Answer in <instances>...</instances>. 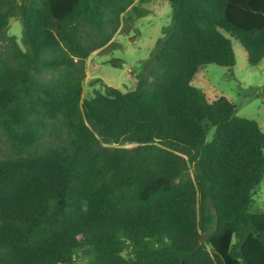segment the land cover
Segmentation results:
<instances>
[{
  "label": "trees",
  "instance_id": "1",
  "mask_svg": "<svg viewBox=\"0 0 264 264\" xmlns=\"http://www.w3.org/2000/svg\"><path fill=\"white\" fill-rule=\"evenodd\" d=\"M169 4L134 89L97 78L81 101L84 59L127 10L147 13L134 0H0V264H264V131L192 84L203 65L234 64L229 37L251 66L264 58V0Z\"/></svg>",
  "mask_w": 264,
  "mask_h": 264
},
{
  "label": "rangeland",
  "instance_id": "2",
  "mask_svg": "<svg viewBox=\"0 0 264 264\" xmlns=\"http://www.w3.org/2000/svg\"><path fill=\"white\" fill-rule=\"evenodd\" d=\"M134 5L147 14L138 17L133 10H127L121 16L120 26L112 38L113 43L93 51L84 59L85 78L82 81L81 101L90 98L95 89H102L97 78L122 92L134 89L135 74L140 69L139 61L150 56L157 39L162 36V28L170 23L171 17L169 0H134ZM8 34L14 35L24 50L19 17L9 19ZM229 38L234 64L230 68L203 65L193 76L192 84L201 89L209 101L225 96L236 106L238 116L254 119L264 131V58L251 66L239 41L233 36ZM110 59H118L121 63L115 65L109 62ZM205 125L206 139L210 140L214 129L209 123ZM132 145L124 143L128 147ZM2 154L3 150H0V156ZM188 173L193 177L191 164ZM253 200L254 209L264 210V178L253 191ZM79 261L82 264L85 259L79 258Z\"/></svg>",
  "mask_w": 264,
  "mask_h": 264
}]
</instances>
